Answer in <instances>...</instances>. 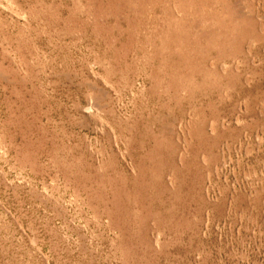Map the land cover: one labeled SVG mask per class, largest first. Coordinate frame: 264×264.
<instances>
[{
    "label": "rangeland",
    "instance_id": "1",
    "mask_svg": "<svg viewBox=\"0 0 264 264\" xmlns=\"http://www.w3.org/2000/svg\"><path fill=\"white\" fill-rule=\"evenodd\" d=\"M0 264H264V0H0Z\"/></svg>",
    "mask_w": 264,
    "mask_h": 264
}]
</instances>
